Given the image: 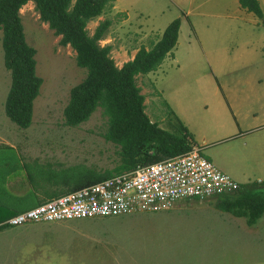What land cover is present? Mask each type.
<instances>
[{
  "label": "rangeland",
  "instance_id": "rangeland-1",
  "mask_svg": "<svg viewBox=\"0 0 264 264\" xmlns=\"http://www.w3.org/2000/svg\"><path fill=\"white\" fill-rule=\"evenodd\" d=\"M260 3L264 9V0ZM19 15L25 40L36 51L42 85L31 125L17 127L4 112L11 78L3 64L0 29V136L12 146L0 145V205L12 206L0 211L3 216L60 197L67 186L45 183L48 169L81 164L103 173L120 163L119 147L103 137L108 120L102 108L76 127L64 123L69 92L86 76L75 52L60 45V36L40 20L33 2ZM176 18L181 22L177 43L157 68L158 80L156 70L135 77L144 112L174 132L173 111L204 158L241 186L264 194L263 19L242 9L238 0H115L87 23L86 31L92 36L101 22H110L98 45L109 46L121 68L139 49L150 50ZM257 79L262 81L253 90L244 82ZM214 202V197L180 200L157 212L7 227L0 230V264H203L207 236L218 219L214 215L235 218L216 210ZM212 249L220 255L215 245Z\"/></svg>",
  "mask_w": 264,
  "mask_h": 264
},
{
  "label": "trees",
  "instance_id": "trees-1",
  "mask_svg": "<svg viewBox=\"0 0 264 264\" xmlns=\"http://www.w3.org/2000/svg\"><path fill=\"white\" fill-rule=\"evenodd\" d=\"M114 1L0 0L3 64L11 78L4 103L7 118L17 127L27 129L32 122L33 102L42 85V79L35 70L36 51L25 40L19 15L21 7L33 2L40 20L60 36L61 46H69L75 52L76 65L86 70L85 78L69 92V100L63 110L65 125L76 127L86 122L100 107L108 120L103 137L106 142L119 147L120 163L112 171L99 173L81 164L57 171L48 169L43 179L45 183L67 186L58 193L60 196L129 172L138 165L183 154L195 145L192 134L170 109L169 115L176 123L172 126L174 132L150 121L144 112V96L135 82L136 76L157 70L175 47L180 19H174L165 27L150 50L139 49L131 61L117 68L109 55L111 48L98 45L110 22H101L92 36H88L86 31L87 23L99 17ZM238 3L242 9L263 19L258 0H238ZM42 178L38 181L42 182ZM214 207L253 226L264 216V194L241 186L231 195L216 198ZM7 227L0 224V230Z\"/></svg>",
  "mask_w": 264,
  "mask_h": 264
},
{
  "label": "built area",
  "instance_id": "built-area-1",
  "mask_svg": "<svg viewBox=\"0 0 264 264\" xmlns=\"http://www.w3.org/2000/svg\"><path fill=\"white\" fill-rule=\"evenodd\" d=\"M194 145L189 151L113 175L95 184L47 200L2 225L58 223L110 218L173 208L180 200L206 201L241 188Z\"/></svg>",
  "mask_w": 264,
  "mask_h": 264
},
{
  "label": "crops",
  "instance_id": "crops-1",
  "mask_svg": "<svg viewBox=\"0 0 264 264\" xmlns=\"http://www.w3.org/2000/svg\"><path fill=\"white\" fill-rule=\"evenodd\" d=\"M258 2L264 14V9L261 6L260 0H258ZM151 73L147 75H150ZM159 75L160 72L156 70L157 80ZM245 78L249 79L252 77ZM261 81V79H257L254 81L246 80L244 82L248 83L249 88L253 90L255 88V84L259 85ZM259 104L260 107L264 110V101L260 100ZM247 118L248 116L246 117L244 122L247 120ZM252 118L254 119L255 116H253ZM242 133L243 132L239 131L238 136H240ZM0 145L12 147L10 141L7 139L4 140L2 136H0ZM244 145L246 146V143H244ZM262 160L264 161V158H262ZM190 201L198 202L196 200ZM11 209L12 206L0 205V211L2 213L3 211L4 213H6ZM218 214L214 215V217H218V219L213 220L211 224V226H215L211 230L212 234H208L207 236L210 241V246L207 244V242L205 243V245L207 244L209 246V254L205 252L203 264H264V221H262V223H259V221L262 220L260 218L257 221L258 223L256 222L253 226H248L246 225L244 219L230 218L228 215H223L221 213ZM0 217H2V221L0 222V224L2 225L6 220L10 218V214L8 213V216L0 215ZM208 222L211 223V221ZM212 245H215L217 247V250L219 249L220 255L217 254L216 250L212 249ZM228 249L230 250V253H227Z\"/></svg>",
  "mask_w": 264,
  "mask_h": 264
}]
</instances>
